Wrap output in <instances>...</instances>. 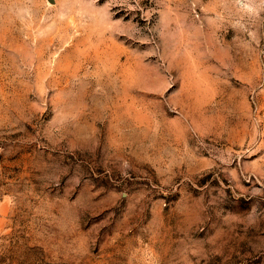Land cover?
Wrapping results in <instances>:
<instances>
[{
    "label": "rangeland",
    "instance_id": "1",
    "mask_svg": "<svg viewBox=\"0 0 264 264\" xmlns=\"http://www.w3.org/2000/svg\"><path fill=\"white\" fill-rule=\"evenodd\" d=\"M0 264H264V0H0Z\"/></svg>",
    "mask_w": 264,
    "mask_h": 264
},
{
    "label": "crops",
    "instance_id": "2",
    "mask_svg": "<svg viewBox=\"0 0 264 264\" xmlns=\"http://www.w3.org/2000/svg\"><path fill=\"white\" fill-rule=\"evenodd\" d=\"M3 211V207H0V212H2Z\"/></svg>",
    "mask_w": 264,
    "mask_h": 264
}]
</instances>
